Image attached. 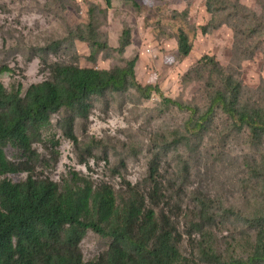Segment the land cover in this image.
<instances>
[{
  "label": "rangeland",
  "instance_id": "rangeland-1",
  "mask_svg": "<svg viewBox=\"0 0 264 264\" xmlns=\"http://www.w3.org/2000/svg\"><path fill=\"white\" fill-rule=\"evenodd\" d=\"M226 1L230 7L236 4L235 9L241 13L256 11L264 18V0ZM90 2L98 9L97 30L110 45L96 53L93 61L89 41L65 39L69 28L88 22ZM207 2L111 0L108 6L106 0H0V82L8 89L20 87L24 94L32 83L46 77L45 67L52 61L111 69L138 56L136 73L140 82L159 84L167 96L206 109L214 88L208 69L199 61L209 54L216 56L228 72H235L247 98L264 103V29L261 37L255 34L249 38L240 31L247 18H241L239 25L236 19H222L219 27L205 33L202 26L213 18ZM182 25L195 36L192 52L186 57L180 54L177 38ZM127 26L132 30V43L120 53L117 48ZM58 39H62L61 44L48 55H40L39 48ZM257 43L252 55L247 53ZM194 65L196 70L185 78ZM92 103L88 118L73 122L72 132L78 144L66 137L62 113L52 116L44 132L45 143L34 145L49 161L37 165L36 177L60 182L76 171L94 184L108 183L127 194L129 184L138 185L146 177L157 134L179 130L189 115V111L174 105L163 108L161 93L140 99L132 92H107L95 96ZM207 126L197 136L193 151L184 147L179 150L189 162L188 173L175 152L169 153L164 165V170L182 173L181 182L169 191L173 197L169 205H162L160 211H165L181 234L185 264H203L198 244L203 236L215 242L225 256H247L257 237L249 220L264 212V198L247 204L250 193L244 189L250 177L248 168L255 166V161H264V146L249 144L248 131L236 130L220 110ZM52 139L58 141L57 146H53ZM53 151L58 153L55 162L51 161ZM6 154L18 160L15 149L8 147ZM201 195L216 202L209 205L214 209L211 215L216 216L204 229L201 206L206 199ZM230 208L234 212H228ZM110 242L89 231L80 244L83 259L98 258L108 250Z\"/></svg>",
  "mask_w": 264,
  "mask_h": 264
},
{
  "label": "trees",
  "instance_id": "trees-1",
  "mask_svg": "<svg viewBox=\"0 0 264 264\" xmlns=\"http://www.w3.org/2000/svg\"><path fill=\"white\" fill-rule=\"evenodd\" d=\"M106 3L111 6V0ZM207 3L213 18L202 26L203 32L219 27L222 19H236L239 25L241 18H247L243 26L240 25L244 36H262L264 18L256 11L244 9L248 11L241 13L235 9L236 4L231 6L235 11H231L226 0H208ZM89 8L88 22L69 28L65 39L77 37L89 41L93 61L96 53L109 49L110 45L97 30V6L90 2ZM177 38L181 56H188L195 36L182 25ZM61 40L39 48L40 55H48ZM131 43L132 30L127 26L117 50L124 53ZM257 46L258 43L251 45L247 53L252 55ZM137 63L138 56L111 69L52 61L45 67L46 77L32 83L24 94L20 87L8 89L0 82V264H185L180 249L181 234L165 211H160L162 205H169L173 198L169 195L170 189L182 179V173L178 174L175 169L164 170L165 160L170 152L177 153L188 173L189 162L179 150L181 147L188 151L195 149L192 146L197 136L207 130L208 121L217 110L230 118L236 130L248 131L249 144L264 146V103L247 98L239 77L233 70L228 72L213 55L208 54L199 61V65L208 69L214 88L206 109L167 96L159 84L140 82ZM196 68L194 65L185 78ZM121 91L132 92L140 99L161 93L163 108L174 105L189 111L182 128L155 137L143 181L138 185L129 184L128 193L122 194L111 184H94L76 171L60 182L36 177L37 165L49 161L34 145L45 143L44 132L52 116L62 113L67 126L66 137L77 143L72 132L74 120L88 118L95 96ZM50 141L54 147L58 145V141ZM8 147L17 151V161L8 158ZM57 156L53 151L51 161L55 162ZM255 163L248 168L250 177L244 182L245 191L250 193L247 204L264 198V161ZM22 173L27 176L21 178ZM203 197L206 199L201 206L204 229L216 216L211 215L214 209L209 206L216 202ZM227 211L234 212L232 208ZM249 223L256 228L257 237L247 256H225L215 242L203 236L198 243L202 263L264 264V212L252 216ZM89 231L111 242L105 253L85 261L80 244Z\"/></svg>",
  "mask_w": 264,
  "mask_h": 264
}]
</instances>
